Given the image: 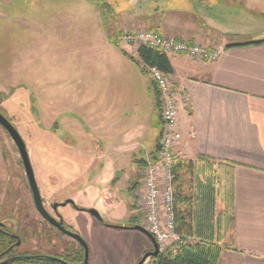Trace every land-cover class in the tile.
<instances>
[{
  "label": "crops",
  "instance_id": "0c3cea01",
  "mask_svg": "<svg viewBox=\"0 0 264 264\" xmlns=\"http://www.w3.org/2000/svg\"><path fill=\"white\" fill-rule=\"evenodd\" d=\"M6 1L0 17L24 1L56 8L49 28L57 59L69 58L73 67L71 118L57 121L61 116L51 112L41 131L55 140L57 184L71 188L80 209H96L111 223L129 216L139 173L157 157L163 127L158 89L138 48L121 37L156 31L220 52L214 62L167 56L179 105L174 153L179 160L209 158L215 171L221 165L229 174L233 222L219 264H264V0ZM88 225L85 242L102 239L116 264H130L139 240L112 234L100 223Z\"/></svg>",
  "mask_w": 264,
  "mask_h": 264
},
{
  "label": "rangeland",
  "instance_id": "374dc122",
  "mask_svg": "<svg viewBox=\"0 0 264 264\" xmlns=\"http://www.w3.org/2000/svg\"><path fill=\"white\" fill-rule=\"evenodd\" d=\"M0 3L5 6L8 4L7 1L2 3V0ZM49 4L19 2L12 9L11 16L0 17V113L21 136L43 206L53 216L50 206L61 204L67 198L70 199L71 188L68 190L57 184L55 161L57 147L54 138L50 135L46 136L45 132L41 131L42 120L45 123L48 116L52 115L51 112L55 118L57 115L61 116L57 117V121H60L62 117L66 120L68 117L71 118L73 67L69 58L64 60L65 63L57 59L56 35L50 33L49 28L55 23L56 8ZM29 6L32 7L29 8ZM55 129L56 124L53 123L51 127L53 135ZM41 137L51 138L52 142L41 140ZM72 164L68 162L65 166L72 167ZM217 172L221 174L219 168ZM141 174L139 173V188L134 194L135 199L138 200L135 202V214L138 215L139 225L142 226L144 209L142 210L138 192L141 188ZM121 190V193L125 195V188ZM220 199L218 197L216 200V215L224 211V202ZM96 206L99 207L97 204ZM57 212L59 216L62 215L67 224L66 227L64 226L65 229L81 237L90 233L89 221L94 225L98 223L93 217L80 212L77 225L75 221L77 217L70 211L69 206H66L64 210L58 209ZM105 220L109 221L107 217ZM117 222L127 224L122 219ZM0 223L5 226L8 233L17 236L19 245L14 249L15 255L43 254L63 257L68 254L72 257L78 249L76 243L65 236L62 237L35 210L18 150L1 127ZM109 231L112 234L120 233L125 237L139 240V249L135 250L132 247L130 264H136L144 253L152 249H147L149 242L138 231ZM230 236L231 230L227 227L225 239L227 243L230 241ZM85 243L88 247V264H116L115 259L108 252H104L106 241L101 239L94 242L91 237H88ZM118 254L122 255V251H118ZM144 264H152L151 258Z\"/></svg>",
  "mask_w": 264,
  "mask_h": 264
},
{
  "label": "trees",
  "instance_id": "16d2710c",
  "mask_svg": "<svg viewBox=\"0 0 264 264\" xmlns=\"http://www.w3.org/2000/svg\"><path fill=\"white\" fill-rule=\"evenodd\" d=\"M140 62L155 67L165 75L172 74L167 56L148 47H139ZM156 89V88H155ZM209 158L199 156L195 161L177 160L173 168L175 232L193 237L175 253L167 252L151 258L152 264H219L227 227L232 229L233 194L229 174L218 165L214 169ZM224 202V211L216 215L217 198ZM16 237L0 229V264H81L83 249L78 246L73 256L15 255Z\"/></svg>",
  "mask_w": 264,
  "mask_h": 264
},
{
  "label": "built area",
  "instance_id": "2783aa9c",
  "mask_svg": "<svg viewBox=\"0 0 264 264\" xmlns=\"http://www.w3.org/2000/svg\"><path fill=\"white\" fill-rule=\"evenodd\" d=\"M120 40L136 48H151L165 56L178 55L207 62L216 61L220 54L218 50L208 51L197 44L177 42L156 31L126 32ZM145 71L158 89L163 127L157 157L146 162L141 174L138 192L144 209L142 227L154 238L159 254L175 253L183 243L194 239L175 232L173 168L178 160L174 147L180 140L179 105L167 75L155 67L145 66Z\"/></svg>",
  "mask_w": 264,
  "mask_h": 264
},
{
  "label": "water",
  "instance_id": "95a60500",
  "mask_svg": "<svg viewBox=\"0 0 264 264\" xmlns=\"http://www.w3.org/2000/svg\"><path fill=\"white\" fill-rule=\"evenodd\" d=\"M0 127L8 134V136L13 141V143L15 144V146L18 150L20 160L22 162V165H23V168L25 171V175L27 178V182H28L30 194L32 197V201H33V204H34V207H35L37 213L42 217V219H44L49 224L54 226L57 230H59L65 236L74 240L84 251V258H83V261L81 264H88V247H87V244L85 243V241L82 239V237L76 233H72V232L67 231L63 227L62 221L61 220L56 221L53 217H51L47 213V211L43 207L41 195H40L38 186H37L35 178H34L33 169H32L31 164H30V160L28 157V153H27L25 144H24L21 136L19 135V133L15 129V127L1 113H0ZM55 207H56V205L54 206V208ZM81 211L88 213L90 216L94 217L99 222H101V220H102L99 212L96 209H86V210L81 209ZM3 226L4 225L0 223V229ZM130 230H135V231H138L141 234H143L149 240V242L152 245L151 251L144 253L142 258L136 264H144L147 259L155 258L159 255L157 244H156L154 238L150 235V233H148V231L144 227H142L141 225H135V226L131 227ZM18 245H19V242H17L16 246H18Z\"/></svg>",
  "mask_w": 264,
  "mask_h": 264
},
{
  "label": "flooded vegetation",
  "instance_id": "af4514ba",
  "mask_svg": "<svg viewBox=\"0 0 264 264\" xmlns=\"http://www.w3.org/2000/svg\"><path fill=\"white\" fill-rule=\"evenodd\" d=\"M35 178V177H34ZM32 198V197H31ZM42 199V198H41ZM137 200L135 199V198H133V202H132V204L131 205H129L128 206V211H129V216L125 219V221L127 222V224H120V223H118V222H114V223H111V222H107L106 220H105V217H101V222H99L97 219H95L94 217V219L98 222V223H100L102 226H104V227H106V228H110V229H114V230H130V228L131 227H133V226H135V225H139V219H138V215L137 214H135V210H136V208H135V202H136ZM33 202V201H32ZM43 203V202H42ZM34 205V204H33ZM56 205V207L54 208V206ZM66 206H69L70 207V211H72L74 214H75V212L77 213V212H84V211H81V209H80V207H78L77 205H75V203L71 200V199H69V198H67V199H65L64 200V202H62L61 204H52L51 206H50V209H51V211H52V213H53V216L52 215H50L49 213H48V211H47V213L51 216V217H53L56 221H62V224H63V227L65 226V225H67V224H65V222H64V219H63V217H62V215L61 216H59V213L57 212V210L58 209H61V210H64L65 209V207ZM44 207V206H43ZM35 208V207H34ZM36 210V209H35ZM86 213V212H85ZM88 214V213H87ZM89 215V214H88ZM92 217V216H91ZM44 220V219H43ZM45 221V220H44ZM47 224H49L47 221H45ZM52 228H54L55 230H57L54 226H52L51 224H49ZM69 226H71V225H69ZM66 227V226H65ZM64 227V228H65ZM72 227V226H71ZM1 229H5V226H3ZM59 233H60V235L62 236V237H64L65 235L63 234V233H61L59 230H57ZM8 233V232H7ZM9 235H11V236H14V237H16L17 238V236H15V235H13V234H10V233H8ZM65 237H67V236H65ZM67 238H69V237H67ZM70 240H72L71 238H69ZM74 243H76L74 240H72ZM17 242H19L18 241V239H16V243H15V245L17 244ZM77 244V243H76ZM78 245V244H77ZM79 246V245H78ZM40 255H43V254H40ZM46 256H49V255H46ZM52 257H55V256H52ZM139 261V260H138ZM137 261V262H138ZM136 262V263H137Z\"/></svg>",
  "mask_w": 264,
  "mask_h": 264
}]
</instances>
